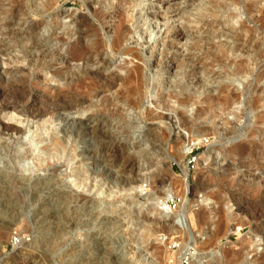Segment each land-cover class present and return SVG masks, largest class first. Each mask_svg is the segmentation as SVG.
I'll use <instances>...</instances> for the list:
<instances>
[{
  "label": "rangeland",
  "instance_id": "obj_1",
  "mask_svg": "<svg viewBox=\"0 0 264 264\" xmlns=\"http://www.w3.org/2000/svg\"><path fill=\"white\" fill-rule=\"evenodd\" d=\"M193 1H137L140 3L139 8H143L148 13L145 16L147 25L153 30V37L148 40L135 35L136 37L129 39L130 41L128 40L126 44H134L139 47L151 65L145 69V75L151 77L152 73L156 74L159 71L157 75H161L160 81L150 82L148 90H145V88L147 89V83H145L144 90L146 92L143 90L145 96L140 109L122 105L123 116L134 122L132 128H127L129 132L122 133L119 127L123 123L119 122L118 118H114V123L104 125L105 131L109 132H106L107 134H117L121 147L126 148L125 155H127V151L128 157L133 155V158H130L134 165L132 172L122 171L124 158L122 160L119 157L112 162L109 157L105 156L108 144L98 142L94 133H90L89 130L83 133L82 130L77 129V126L74 127L69 142V147L74 154L79 155L75 161L68 164L66 160L62 159L57 162V170L45 166V168L30 172H21L13 167L12 152L25 140L28 131L33 129L37 122L33 119H25L24 116L9 110L0 113V131L2 130L1 123L15 124L24 129L20 134H9L5 131L0 134V172L2 175L6 174V177L3 176L4 179L2 177L1 180L6 182L8 189H12L10 196L15 199L9 202L6 200L8 197L1 198L0 196V264H172L171 259L188 242L194 245L190 251L196 252L203 264H260L253 262V254L239 252L247 246L245 242L249 236L253 237L255 245L258 246V252L263 248L264 206L260 205L256 186L264 183V123L261 121L264 116V57L257 65H254L255 70L252 76H249L247 80L242 79V81L236 79L225 81L213 75L225 72L224 67L217 63L209 66L211 73H208L203 80L199 79L198 74L201 63L191 64L185 70L178 69L172 63L173 58L180 59L187 55L186 47L191 42L189 36L192 34L191 27L194 23L190 24L184 21L180 15L172 17L173 13L172 16L163 18V22H159L152 17L151 12L157 9H168L174 4L182 8L183 13L187 10L186 13L189 14L192 21L198 13L196 9L201 6L204 0ZM248 1L240 0V5L233 7L232 12L235 13L238 23L245 21L248 27L251 26L254 34L256 32L255 35H260L259 37L264 41V29L255 31L258 23L253 18L249 19L247 15L245 4ZM47 2L48 0H0V79L3 80L0 81V89L2 88L0 104L16 103L22 97V94L13 87L22 74L28 75L30 83L33 85L38 79L42 85L61 86L62 82L53 79V70L64 72L69 69L74 71L83 65L81 61L61 63L62 59L69 58L71 49L68 45L82 36L81 33L89 22L93 24L97 32L100 31L99 35L105 37L106 42L110 44L113 38L110 30L111 24L117 21L118 11L121 7H129V0H59L55 4L53 3L49 9H45ZM87 4H91V10ZM95 10L96 12L109 13L110 16L104 20L101 19V23L95 14H91L95 13ZM134 13L136 14V12ZM184 23L189 26L191 34L187 33V38H174L176 45L164 55L161 64V68L164 69L158 70L155 67L154 51H157L159 45L161 47L164 40H167L165 26L173 24L174 30H177L185 25ZM200 26L201 24L197 25V28ZM214 26L216 27V24ZM100 28L102 29L100 30ZM222 28L220 27L221 32H227V27ZM29 29H35L36 39L45 44L43 49L35 48L36 50L25 51L18 46L19 42L23 40L26 30ZM13 35L16 40L11 37ZM219 39L226 40L227 38L221 36L216 41ZM155 44L158 46L153 48L152 46ZM45 50L55 53V58L51 62L53 65L51 70L49 68L40 69L33 63L34 57L39 56ZM105 54L103 57L105 56L104 58L107 60L105 65V68H108L107 71L117 70V66L123 63L136 62L130 56L118 54L111 57V55ZM193 54L197 55L196 57L202 56L198 49L194 50ZM206 62L209 63V61ZM96 66L98 65L94 64L91 68ZM8 73L16 74L17 78H9ZM180 74L183 75V78ZM219 85L221 86L219 87ZM223 86L224 88L220 90ZM161 88L176 93L179 91L181 98L202 92H206L208 95L214 94V98L211 95L210 99L204 100V94H202L199 101H195L196 99L193 98L191 101H186L182 107L178 104V99L172 98L173 100H168L162 106L154 97ZM233 91L237 95H234ZM226 94L234 95V99H231V102L228 101L227 106L221 105L219 101ZM106 95L112 97L110 93ZM26 98L27 100L24 101L26 107L38 106L39 96H34L33 93L31 97L27 96ZM97 98L99 99L100 96ZM97 98L94 97L93 101ZM6 100H9V103ZM215 105L216 107H213ZM92 108L87 103H81L70 111L67 109L55 112V135H63L62 128L67 120L79 121L90 116H99L100 113L96 112V108ZM145 112L154 116H150L149 120L144 117ZM161 114L163 118L155 117ZM10 115L14 116L16 121L10 120ZM65 118H67L66 121ZM184 118L188 121L193 120L200 126L213 127L214 134L208 133L201 137L200 141L195 140L198 137L196 128L191 131L185 127L182 123ZM215 132L218 134L215 135ZM255 133L256 135H254ZM7 143L10 146L8 150ZM188 143L193 144L192 148L188 153H184L185 144ZM253 145L257 148L252 155L248 150ZM3 146L6 147V151ZM232 150L234 153L231 152ZM149 154L152 156L151 158L148 157ZM202 154L208 156L205 161V170L210 171L204 177L200 176L201 171L197 165ZM165 158L167 159L165 160ZM79 161H82L81 164H84V168L88 171L89 169L97 171L100 175L98 181L100 183L106 181L104 186L109 189L108 191H113L112 194L98 195L95 191L89 193L82 187H76L72 178L67 177L65 173L70 172L71 165L72 167L81 165ZM180 163L187 168L188 183L193 187V194L189 196L190 201H188V217L183 222H180L178 217L175 218L180 209L178 205L183 201L180 183L183 172ZM227 164H231L233 168L221 176L219 171H222ZM157 167L159 171H157ZM244 172L246 173L245 184L242 183L244 185L242 186L241 183L238 184V180L239 175ZM157 173H160V177L163 178L162 185H170L176 197L182 198L178 205L166 209L165 211L168 212L164 211L166 214L150 211L149 201L144 200L146 195L161 190L158 187L160 183L154 182V176ZM131 177L132 179H130ZM133 178L137 179L136 185L130 186L129 183L134 184L130 181H133ZM39 179H44L51 184L45 183L44 189L43 186L36 184ZM48 186L50 189L47 190ZM14 190L16 191L14 192ZM50 190L56 191L60 196L63 193L64 197L67 196L65 195L67 191L72 192L69 203L60 204L61 208L54 205L43 206V201L50 200L54 193ZM63 196L61 197L63 198ZM137 196L140 201L132 202L131 200ZM82 197L88 198L85 200ZM217 197H219L218 200ZM221 197L224 199V203L221 201ZM219 209L223 214H220L222 212ZM233 216L251 223H245L241 230L224 236L225 223L222 222L226 221L225 217ZM252 224H260L257 227L260 234L251 230ZM173 245H178V247L173 248ZM233 250L234 252L238 251L237 254L232 252ZM225 255L227 256L224 257ZM183 264L189 263L184 262Z\"/></svg>",
  "mask_w": 264,
  "mask_h": 264
},
{
  "label": "bare ground",
  "instance_id": "obj_2",
  "mask_svg": "<svg viewBox=\"0 0 264 264\" xmlns=\"http://www.w3.org/2000/svg\"><path fill=\"white\" fill-rule=\"evenodd\" d=\"M58 1L59 0H48L47 4L45 6L46 7L45 9H49L53 3L55 4ZM137 1L138 0H129V2H128L129 7L128 8L125 6L121 7L120 9L118 8L119 9V11H118L119 13L117 15L118 19L113 24H111V28H110V30L112 31V34H113L112 35L113 36L112 42L110 44H108L106 42V40L104 39L105 37L103 38L102 36L99 35L100 31L97 32V30L93 26V24L89 22L86 29H84V31L81 33L82 36L78 37L75 41H73L72 43H70L68 45V47L71 49L69 58L68 59H62L61 63L64 64L67 61H81L83 65L81 68H78L77 70H74V71H70L69 69H66L64 72H62L61 70H53V79L55 81H60V83L62 82L61 86L42 85L41 81L39 82L38 79H36L37 82L35 81L36 83H34V85H33L30 83V80H29L30 77H28V75L22 74L20 78L18 77L17 83L15 82L16 84L13 87H14V89L18 90V92H20L22 94V97L20 96L21 98H19L18 102L12 103V104L10 103L11 105L10 104L9 105L0 104V113H4L5 111L9 110L12 113H16L18 115L24 116L25 119H33V121L35 120V122H37V125H35L33 129H30V130L28 129L29 131H28V134L26 133L27 136H26L25 140L20 145H18L15 149H13V152H12L13 155H12L11 162L13 163V167L15 169H18L21 172H28V171L30 172V171H33V170H36L39 168H43V167L45 168V166H47V168H48V166H49V167H52L54 170H57L58 169L57 168L58 167L57 162L61 161L62 159H64V161L66 160L67 161L66 163H68V164L75 161L79 157V155L74 154L71 147H69V142L71 141V136H72L71 133L73 132L74 127L77 126V129L82 130L83 133L85 131L87 132V130H89L90 133L91 132L94 133L98 142L100 141L101 143H104V144L106 143L109 145L105 150V156L109 157L112 162L116 158H119V157H121V159L124 158V162L122 164V171L123 172L130 173L133 171L134 165L132 163V160L130 159L131 157L133 158V155H131V157H128L129 156L128 151H127V155H125L126 148L124 149L123 147H121V145L119 143L120 141H118V138H117V134H107L106 132H108V130L105 131L104 125H106V124L108 125L109 123L112 124V123H114V120H115L114 118H118L119 122L121 121L123 123V125H121L119 127L121 129L122 133L129 132V130H127V128L128 129L132 128L134 122L129 120V118L123 116L124 115L123 114V106L126 105V106H129L131 108H139L140 109L142 101H143L142 99L145 96L144 91L148 90V86H149L150 82L153 81L155 83V82L160 81L159 77L161 75L160 76L157 75V73L159 71L156 72V74L152 73L151 77H147L148 75L147 76L145 75V69H147V67H149L151 65H149L148 60L145 58L146 56H144L142 54L143 52L139 49V47L135 46L134 44H126L129 39L136 37L135 35H139L141 38H145L148 40L152 39V37H153L152 36L153 30L150 29L149 25H147L148 24L147 23V17L145 16V14L148 15V13L146 11H144L143 8H139L140 3H137ZM239 3H240V0H204L203 3L201 4V6H199V8L196 9V10H198L197 11L198 13L196 16L193 17L192 21L190 20L189 14L186 13V12H188L187 10H185L186 12L184 11L185 13H183V9L180 7H177V5H174V4L169 6L168 9H162V10L157 9V10L151 12L152 17L156 21H159V22L160 21L163 22V18H165V17L168 18V17H170V15L172 16V13H173L172 17H174V15H176V16L180 15V18L183 19L184 21H186L190 24L194 23V25L191 27V30H192L191 33L192 34L190 33V29L188 28L189 26H187L185 23H184L185 25H182L180 28L178 27L179 29H177V30H174L175 26L173 24H172V26H170L171 24L170 25L168 24L167 26H165L164 30H165L167 40L166 41L164 40V42L161 44V47L159 45V48H157V51H154L155 52V61H156L155 67H157L158 70H161L163 68V67L161 68L162 59H163L164 55L170 49H173V47H175V45H176L175 44L176 42L174 41L175 37H182V38L186 37L187 38L188 37L187 33H190L191 36H189V38H190L191 42L189 43V45L187 44L188 46L186 47L187 52H188L187 55L186 56L184 55L183 58H180V59H178L177 57H174L173 62L171 61L173 63V65H175L180 70H185L188 66H191V64L201 63V67L198 70V74H199V79L201 78V80H203V79H205V76L208 73H211V72H209L210 71L209 66L217 63L218 65L220 64L224 67L225 72L224 73H215L213 75L221 78V80H225V81H229V80L231 81V79H236L237 81L238 80L242 81V79L247 80V78L249 76H252L253 71L255 70L254 65H257L262 60V58L264 57V41L261 39V37H259L260 35H258V36L255 35L256 32L254 34L253 30L250 28L251 26L248 27L246 25L247 23L245 21L239 22V23H238V21H236V15H235V13L232 12V8L236 7ZM87 6L89 7V9L91 8V4H87ZM245 7H246L245 9H246V12H247L249 19L253 18L256 21V23H258L257 28H255L254 30L255 31L263 30L264 29V0H249L245 4ZM93 12H94V10H93ZM134 12H136V14ZM33 13H35V12H33ZM91 14H95L97 19H99L101 21V23H102L101 19L104 20L110 16L109 13H105L103 11L96 12V10H95V13H91ZM199 24H201V26L199 28H197V25H199ZM214 24H216V27L214 26ZM164 25H166V24H164ZM220 27L221 28L227 27V32H225V33L221 32ZM101 29L102 28H100V30ZM34 31H35V29L26 30L25 36L22 40L23 42L20 41L18 44V46L21 47V49H24L25 51H31L35 48H38V49L42 48L45 45L43 42L36 39V33ZM259 31H258V33H259ZM221 36L222 37L226 36L227 39L226 40H220L219 39L216 41V39L221 37ZM11 37L14 38V35ZM131 42H132V40H131ZM128 43H130V42H128ZM156 46H158V45L155 44L152 47L155 48ZM196 49L201 51V53H202L201 57L200 56L196 57L197 55L195 56L193 54V51ZM104 53H106L107 55H111V57H115L118 54L130 56L132 59L136 60V62L133 63V61H130L131 64H129V63L124 64L123 63L122 65L120 64L119 66H117V68H116L117 70L107 71L108 68L107 69L105 68V65L107 64V60H106V58H104L105 56L103 57ZM238 53H240V55H237ZM54 58H55V53L46 52V50H45V52H43L39 56L37 55L34 57L33 63H34V65H37V67L40 69L41 68H49L51 70L53 68V65L51 62L53 61ZM110 58H108V59H110ZM203 61H205V62H203ZM206 61H209V63H207ZM94 64H96L98 66H96L95 68H91V66L93 67ZM177 74H179V73H177ZM7 76L9 78H17L16 74H9L8 73ZM182 76L183 75H181V77ZM0 78H1V75H0ZM1 80L2 79H0V81ZM221 80H220V82H221ZM9 81H8V84H9ZM11 81H13V80H11ZM145 83H147V89L145 88V90H144ZM199 83H201V82H199ZM217 83H219V82H217ZM226 83H228V82H226ZM1 84H3V83L1 82ZM11 84H12V82H11ZM7 86L9 88V85H7ZM220 86L221 85H219V87ZM182 87H183V85H182ZM162 88L164 89V87H162ZM162 88H161V90H158V92L154 96L157 98V100L159 101V103L162 106H164L166 104V102H168V100H170L172 98H174L176 100L178 99L179 100L178 104L182 107L186 104V101H189V100L191 101V99H193V98L196 99L195 101H199L200 98L202 97L201 96L202 94H204V98H203L204 100L210 99L211 95H212V94L208 95V94H206V92H202V93H198L197 95L195 94L193 96L190 95V96H185L184 98H181V96L179 97V95H180L179 91H178V93H176V92H172V91L166 90V89L162 90ZM223 88H224V86L222 88H220V90ZM167 89H170V87H167ZM155 90H156V88H155ZM233 92L235 93V91H233ZM33 93H34V96L40 97L38 99V102H37L38 106H32V107L30 106V108H28L24 105L25 104L24 101H25V99L27 100V98H26L27 96L31 97V95ZM107 93L112 94V97L106 95ZM151 93H154V92H151ZM234 93H232V94H234ZM229 94H231V93H229ZM229 94H226L221 100L219 99L220 100L219 103L221 105L227 106L228 101H230L231 99H234V95H237L236 93L234 95H231V96ZM213 95H212V97H213ZM99 96H100V98L98 99L97 97H99ZM94 97L97 98V100L93 101ZM6 101L8 102L9 100H6ZM13 102H15V101H13ZM81 103H87L89 107L91 106V108L95 107L96 112L100 113V115L95 116V117L90 116L89 118L79 120V121L75 120V119L67 120L64 127L62 128L63 135L62 136H59L58 134L55 135L54 130H55V125H56V123H55L56 118L54 117V113L59 112L60 110L66 111L67 109L70 111V109H73V108L75 109V107ZM213 107H216V105ZM105 112H107V114H105ZM12 115H10V120L16 121V118ZM150 116H154V115H152L149 112H145V114H144L145 118L150 120V118H151ZM155 117L161 119V118H163V115L161 114L160 116H158V117L155 116ZM66 119L67 118H65V121H66ZM182 121H183L182 122L183 125H185V127L190 129L191 131L193 130V128L194 129L196 128L195 130L198 133V135H197L198 137L195 138V140H197V141H200L201 137L206 136L208 133L214 132L213 127L204 126V125H201V126L197 125L195 123V121H193V120L188 121L187 119L184 118ZM261 121H262V123H264V116L261 118ZM1 129L2 130L0 131V134L4 131H5V133L8 132L9 134L10 133L11 134L12 133L20 134L24 130V129L20 128L18 125L5 124V123H1ZM253 131H252V133L255 132V131L254 132ZM216 132H215V135L218 134ZM252 133H249V134H252ZM254 135H256V133ZM249 137H248V139H249ZM192 141H194V140H192ZM6 145H7V150L10 149L9 143H7ZM192 145L193 144H189V143L185 144V148H184L185 150H183L184 153H188L191 150ZM3 147H4V150L6 151V147L5 146H3ZM236 148L237 147H235V149ZM255 148H257V147L255 145H253L251 148H249L248 152L252 153V155H253V151L255 150ZM243 150L245 151V149H243ZM233 151L234 150H232L231 152H233ZM236 153L238 154V152H236ZM124 156H126V157H124ZM148 157L151 158L152 156L149 154ZM207 157H206V155L202 154L197 161L198 168L201 171V174H200L201 177H204L205 174L210 172V171L207 172L208 169L205 170V161L207 160ZM168 158H170V157H168ZM180 158H181V156H180ZM166 159L167 158H165V160ZM170 159H172V158H170ZM79 163L81 164L82 161H79ZM83 165L84 164L76 165V166L74 165L73 167L71 165L70 172L69 173L66 172L65 175H67V177L70 176L72 178V182L76 187H82L83 189L86 190V192L92 193V191H95L96 194H98V195L104 194V193H107L109 195L112 194L113 191H111V190L108 191L109 189H106L104 186L106 181H105V183H100V181H98V176H100L99 173L97 171L92 170V169H89V171H88L87 169L84 168ZM180 165H181L182 172H183L182 177H181V182H180L181 183V189H182V197H183V199L182 198L181 199L183 201L180 202V204L178 205L180 207V209H179L178 213L175 215V218L178 217L180 222H183V221L187 220V217H188V201H190L189 196L191 194H193V187L188 183V180H187V175H188L187 168L182 163H180ZM232 168L233 167L231 164H227V166L225 168H223L222 171H219L221 173L220 175L224 176L226 174V172L227 173L230 172V170H232ZM51 169H50V171H51ZM90 170H91V172H90ZM157 171H159L158 167H157ZM53 172H55V171H53ZM250 173L252 174V172H250ZM245 175H246L245 172L243 174L241 173L239 175L238 184L239 183H241V185H242V183L245 184V182H244ZM3 176L6 177V174L2 175V173L0 172V196H1V198L2 197H4V198L8 197L6 200L9 202L14 201L15 199H12V196H10V195H12V192L10 191L12 189L11 188L8 189L7 185L5 184L6 182L1 180V178ZM221 176H220V178H221ZM4 177H3V179H4ZM46 177H48V176H46ZM53 177H55V176H53ZM154 177H155L154 182L158 183V184L160 183L158 187H160L161 190L160 191L156 190L154 193L146 195L144 200H146L147 202L149 201L150 211L154 210V211L159 212L160 214L161 213L166 214V213H164V211L170 207L168 202L172 198H174L176 195L174 193V190H172L170 188V185H166V186L162 185L163 178L160 177V173L159 174L157 173ZM43 178H45V177H43ZM218 178H219V176H218ZM56 179H57V177H56ZM130 179H132V177ZM52 180H54V178ZM130 181L132 183L134 182V184L129 183L130 186L131 185L135 186L137 179L133 178V181L132 180H130ZM47 182L44 179H39L38 181H36V184H39V185L44 187L45 183L48 185L49 182L48 183ZM228 182L230 183L232 181H228ZM14 183H16V182H14ZM18 184H20V183H18ZM49 184H51V183H49ZM16 185H17V183H16ZM109 185H110V183H109ZM13 186H15V184ZM242 186H244V185H242ZM43 187H41V188H43ZM49 187L50 186L46 187L47 190ZM53 188H54V186H53ZM44 189H45V187H44ZM54 190H50V192H54V193H52L53 195H51L50 200L43 201V203H42L43 206L48 207L50 205H54L57 207L60 204L65 205L66 203H69L68 202L69 197L72 195V192L65 190V191H67L65 194L67 196L64 197L62 195L63 194L62 193L61 194V196H63V198H62L59 195V193H57ZM250 190H248V191H250ZM15 191L16 190H14V192ZM38 192H39V190H38ZM61 192H63V191H61ZM254 192H255V189H254ZM251 193H253V192H251ZM256 193L260 199V205L264 206V183L258 184V187L256 186ZM219 197H217V200ZM82 198L86 200V198H88V197H82ZM17 199H18V197H17ZM220 199H222V197ZM259 199H256V200H259ZM223 200L224 199H222L221 201H223ZM131 201L135 202V201H140V200L137 196L135 199L133 198V200H131ZM255 201H254V203L256 204ZM223 203H224V201H223ZM257 203H258V201H257ZM54 206H51V207H54ZM243 209H245V208H243ZM221 210H222V208H221ZM219 211H220V209H219ZM222 211H220V212H222ZM165 212H167V211H165ZM206 214H207V212H206ZM220 214H223V212ZM221 217H222V215H221ZM251 219H253V218H251ZM225 220H226L225 222L224 221L222 222V223H225L224 224L225 230L223 233L224 236H228L231 233H235L238 230H241L245 223L246 224L251 223L250 221H245L244 219H238L236 216H233L231 218L225 217ZM221 221H222V218H221ZM176 222H178V221H176ZM259 225L252 224L251 230L256 234H260V230L257 229V227ZM220 228H222V226H220ZM247 238L248 239H246V242H245V243H247L246 244L247 246L244 245L245 247H244V249H242L243 251H241L239 253L253 254L254 255L253 256V258H254L253 262L260 263V264L264 263V237H263V239L260 237L263 240V248L259 252L257 250L258 246L255 245L253 237L249 236ZM192 247H194V245L189 244V242L184 244L182 249L180 250V252L177 253L172 259L170 258L172 260L171 263L172 264H183L184 262H187L189 264H203L201 262L199 256H198V254L196 252L190 251L192 249ZM240 247H239V249H240ZM229 251H228V253H229ZM232 252H234V250ZM237 252H236V254H237ZM230 254H231V251H230ZM226 256L227 255H225L224 257H226ZM239 256H240V254H239Z\"/></svg>",
  "mask_w": 264,
  "mask_h": 264
},
{
  "label": "built area",
  "instance_id": "obj_3",
  "mask_svg": "<svg viewBox=\"0 0 264 264\" xmlns=\"http://www.w3.org/2000/svg\"><path fill=\"white\" fill-rule=\"evenodd\" d=\"M187 180H188V179H187ZM180 201H181V198L175 196L174 198H172V199L168 202V204H169L170 207H175L176 205L179 204ZM177 247H178V245H173V248H177Z\"/></svg>",
  "mask_w": 264,
  "mask_h": 264
}]
</instances>
